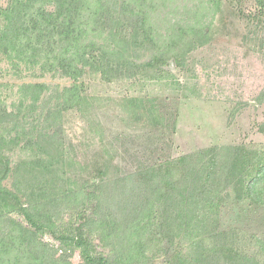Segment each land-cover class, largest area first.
Wrapping results in <instances>:
<instances>
[{
    "label": "trees",
    "instance_id": "obj_1",
    "mask_svg": "<svg viewBox=\"0 0 264 264\" xmlns=\"http://www.w3.org/2000/svg\"><path fill=\"white\" fill-rule=\"evenodd\" d=\"M153 2L7 0L0 6L3 51H14L41 74L72 81L56 91L53 104V94L46 97L50 87L38 82L21 85L13 112L0 108V264H66L75 250L81 264H155L158 257V264H264V256L233 244L239 229L223 233L219 224L222 203L232 194L264 208V148H214L106 179L99 164L97 181L60 190L55 185L56 172L65 175L59 170L69 165L55 121L88 103L83 77L99 74L109 81L144 72L161 78L169 61L183 66L205 36L200 27L176 23L174 36L158 44L149 22ZM254 3L264 7V0ZM135 48L149 52V60L137 63L125 55ZM38 103L46 125L34 136L22 120ZM128 105L131 115L156 127L163 123L155 105L140 98ZM18 147L32 152L13 168L6 153ZM9 178L11 189L3 185ZM65 216L69 225L61 229ZM47 235L59 245L44 241Z\"/></svg>",
    "mask_w": 264,
    "mask_h": 264
},
{
    "label": "rangeland",
    "instance_id": "obj_2",
    "mask_svg": "<svg viewBox=\"0 0 264 264\" xmlns=\"http://www.w3.org/2000/svg\"><path fill=\"white\" fill-rule=\"evenodd\" d=\"M6 2L0 0V6L6 7ZM153 7L149 22L156 30L158 44L174 36L176 23L200 27L205 36L196 41L199 45L189 52L183 66L169 61L161 78L139 72L134 77L116 76L109 81L99 74L81 79L88 103L55 121L62 127L64 154L69 159L65 169L56 168L65 172L63 176L56 172L59 190L97 181L99 164L106 174L101 178L106 179L214 148L240 146L245 153L264 148V7L255 5L254 0H220V4L210 0H154ZM90 38L103 43L97 36ZM130 53L137 63L150 58L143 49H127L125 55ZM14 55V51L5 53L0 47V108L16 109L22 84L45 83L50 87L46 97L53 94V104L56 91L72 83L65 77L28 68ZM132 98L162 109L163 123L156 127L143 116L131 115L128 104ZM36 106L22 120L26 132L34 136L46 125L42 103ZM9 133L15 136V132ZM31 152L18 147L6 156L14 168ZM34 153L38 151L34 149ZM12 182L9 178L3 185L11 189ZM234 197L232 194L222 203L220 229L223 233L239 229L240 236L233 244L261 258L264 208ZM68 225L69 217L65 216L59 226L65 229ZM43 240L59 245L48 235ZM80 256L75 250L66 264H81Z\"/></svg>",
    "mask_w": 264,
    "mask_h": 264
}]
</instances>
